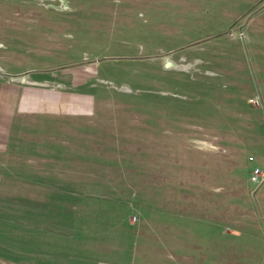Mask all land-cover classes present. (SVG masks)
<instances>
[{
	"label": "rangeland",
	"instance_id": "rangeland-1",
	"mask_svg": "<svg viewBox=\"0 0 264 264\" xmlns=\"http://www.w3.org/2000/svg\"><path fill=\"white\" fill-rule=\"evenodd\" d=\"M0 65L94 97L0 111V264H264V0H0Z\"/></svg>",
	"mask_w": 264,
	"mask_h": 264
},
{
	"label": "crops",
	"instance_id": "crops-1",
	"mask_svg": "<svg viewBox=\"0 0 264 264\" xmlns=\"http://www.w3.org/2000/svg\"><path fill=\"white\" fill-rule=\"evenodd\" d=\"M5 72L6 69L0 65V111L4 114L5 121L6 117H11L14 121L18 115L39 114L46 116L54 114L56 111L63 112L65 110L68 113L79 115V113H87L89 99H92L94 103V97L88 94L73 95L75 92L69 94L67 92L62 93L63 89L60 92L55 90L57 84L64 87L65 82L61 86L59 82L56 85L53 82L49 84L50 79L48 78L45 80L36 79L33 80L34 82L16 81L13 76ZM61 94L62 97L60 98ZM2 129L4 132L5 124H3ZM3 132H1L2 136ZM8 139L9 137H6V140L0 139V155L8 151ZM142 262L140 250L135 247L132 259L126 264H141ZM111 264L113 263L111 262Z\"/></svg>",
	"mask_w": 264,
	"mask_h": 264
},
{
	"label": "built area",
	"instance_id": "built-area-1",
	"mask_svg": "<svg viewBox=\"0 0 264 264\" xmlns=\"http://www.w3.org/2000/svg\"><path fill=\"white\" fill-rule=\"evenodd\" d=\"M250 103L251 105L256 106V107L261 106V102L258 98L251 100ZM250 161L252 162L253 158H251ZM252 182L256 184L257 186H261L264 183V176L259 169L254 170L253 176H252Z\"/></svg>",
	"mask_w": 264,
	"mask_h": 264
}]
</instances>
